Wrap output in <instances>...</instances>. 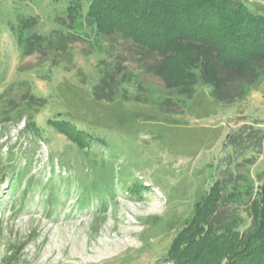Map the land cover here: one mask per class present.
Wrapping results in <instances>:
<instances>
[{"label": "rangeland", "instance_id": "rangeland-1", "mask_svg": "<svg viewBox=\"0 0 264 264\" xmlns=\"http://www.w3.org/2000/svg\"><path fill=\"white\" fill-rule=\"evenodd\" d=\"M241 1L264 16V0ZM68 2L0 0V264H175L166 259L170 243L216 178L231 170L254 177L264 166V140L239 146L264 132V78L232 102L203 84L192 96L177 94L147 67L158 55L121 35H98L85 19L69 22ZM29 16L37 21L24 35L45 41L25 55L17 30ZM107 64L124 82L117 98L96 100ZM49 118L101 140L81 149ZM13 164L26 172V197L24 184L10 190ZM90 175L105 176L112 193L98 191L103 182ZM86 184L91 195L81 206L77 190ZM248 187L249 179L230 202L243 217L240 231L250 226Z\"/></svg>", "mask_w": 264, "mask_h": 264}, {"label": "trees", "instance_id": "trees-1", "mask_svg": "<svg viewBox=\"0 0 264 264\" xmlns=\"http://www.w3.org/2000/svg\"><path fill=\"white\" fill-rule=\"evenodd\" d=\"M68 1L65 14L69 22L85 19L98 35L118 34L138 46L143 54L158 55L159 61L147 67L177 94L192 96L196 87L203 84L210 87L216 100L232 102L245 98L251 85L264 78V16L246 8L241 0H86L85 5L83 0ZM36 21L34 16L23 18L17 30L25 55L39 50L45 41L36 32L24 35ZM107 66L99 71L92 89L96 100L117 98L119 85L124 82L118 79L116 68ZM123 96L130 98L126 91ZM133 98L141 101L137 95ZM47 123L81 149L89 148L95 138L101 140L67 119L49 118ZM29 126L32 128L30 123ZM244 132L245 136L250 135L249 130ZM257 137L251 143L240 141V149L256 146L264 140V132ZM89 154L96 155L86 151L85 155ZM232 154L238 157L239 151ZM11 166L10 190H18L24 184L23 193L28 196V183L23 177L26 172L15 164ZM91 177L103 182L98 191L112 193L111 187L106 188L109 180L105 176ZM248 179L249 200L244 208L250 226L240 231L243 217L235 214L230 202H234L235 192ZM91 187L86 184L84 190H77L81 206L91 195L87 192ZM69 190L68 187L61 194L67 196ZM59 200L58 197L53 202ZM102 203L99 201L98 205L102 207ZM166 259L175 264H264V166L255 171L254 177L231 170L216 178L172 239Z\"/></svg>", "mask_w": 264, "mask_h": 264}]
</instances>
